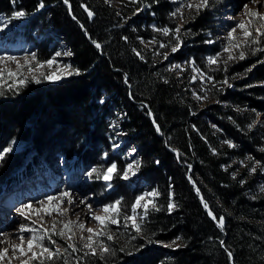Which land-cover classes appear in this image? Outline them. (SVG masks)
Returning a JSON list of instances; mask_svg holds the SVG:
<instances>
[{"label": "trees", "instance_id": "obj_1", "mask_svg": "<svg viewBox=\"0 0 264 264\" xmlns=\"http://www.w3.org/2000/svg\"><path fill=\"white\" fill-rule=\"evenodd\" d=\"M42 2L44 7L37 10L41 0H0V17L13 19V13L22 10L30 32L49 36L47 30H54L55 36L48 40L65 41L75 55L72 66L80 74L64 82H30L11 90L1 88L0 152L18 137L33 146L37 163H68L75 156V162L88 169L117 162L120 171L113 179L111 200L122 201L121 225L109 226L116 237L108 241L115 255H85L87 249L72 252L67 242L54 236L55 244L67 252L63 250L59 258L45 264H65V260L68 264H264V132L258 130L257 134L248 127L256 113L264 111V52L252 58L248 55L238 63H247L240 84L231 76L240 87L224 95L218 92L216 100H229L234 109L214 104L199 110L203 100L195 95L203 91L190 93L182 87L195 84L193 77L199 79L190 63L195 61L194 67L202 66L201 74L206 78V103L213 98L210 93L215 96L216 85L211 88L209 84L221 76L210 73L209 67L223 56L216 64H208L207 57L219 50L218 43H206L215 29L212 9L186 12L190 31L182 36L179 50L172 53L168 43L172 35L153 30V25L170 29L179 25V15H169L177 8L170 0H120L114 6L105 0ZM85 8L94 13L91 18ZM153 40H161L170 50L152 48L156 44ZM54 41V47L44 55L39 47L42 43L37 44V59L52 58L59 47L58 40ZM262 44L264 38L248 48L262 49ZM164 54L168 62L177 58L191 71L176 79L177 68H165ZM244 85L248 88L243 89ZM49 111L52 116L40 120ZM117 113L124 116L123 132L142 154L136 181L145 180L147 190L160 193L154 200L160 210L150 208L140 235L131 227H123V215L131 214L135 198L145 190L121 178L126 161L111 153L108 120ZM53 130L60 131V146L45 137ZM213 130L223 131L230 139L220 136L232 140L234 147L216 138ZM105 152L109 155L106 163L102 160ZM25 161L23 151L3 156L1 187L11 181ZM99 183L100 179L95 180ZM169 203L176 205L171 211ZM220 217L224 218L222 228ZM133 236L136 238L131 239ZM82 245L76 243L77 249Z\"/></svg>", "mask_w": 264, "mask_h": 264}, {"label": "rangeland", "instance_id": "obj_2", "mask_svg": "<svg viewBox=\"0 0 264 264\" xmlns=\"http://www.w3.org/2000/svg\"><path fill=\"white\" fill-rule=\"evenodd\" d=\"M119 1L120 0H111L109 5L110 6L111 5L114 6L116 4L118 5ZM172 1H176V0H172ZM194 2H196V0H183L182 3H180V5L178 7H180L184 11L183 16L186 14V12H188L187 10L196 11L194 8L185 7L186 4L194 3ZM218 2H219V5L222 4V6L220 7V12H219V16H218L219 27L217 25V38L222 41L223 46H222V44H219V47L221 48V50H223V47L227 46V44H228V40H227L228 32L231 31V29L233 27H235L236 24L239 23L241 20L248 19L244 15L243 5L248 4L249 7H252L254 9H257L260 11H264V7H262L261 5H258V4L257 5L251 4L250 0H218ZM24 23L25 22H24L23 17L20 19H17V20H14V19L9 20L6 18H0V57L5 58L4 61H0V72L3 73L2 77H0V89L1 88L9 89L12 87L20 86L19 80L21 78H27L25 84L30 83V82H35V80L32 78L33 76L40 79V83H36V84H44L47 82L58 83V82H64L66 80H69L73 75L64 76L60 80H47V79H44L43 77L40 76L41 72L48 74L50 72L56 71L57 69L63 70L65 65L71 66V63L72 62L74 63V60H75L74 56L75 55L72 53H71V55H65V53H68V50L64 45L60 44L57 52L61 53V55L60 56L55 55L56 57L52 58L55 60V63L52 65V67L50 68L47 65H45L43 68H36L37 62L43 63L45 61H40V60H36V59L32 60L31 59L32 54L35 53L34 49H33L34 40H33V38H26L25 28L23 27ZM181 23H183V28L179 33V37H180V41L182 42L184 40V39H182V36H184V34L186 35V32L190 31V28H188V26L190 25V22L186 17H184V20L181 21ZM236 36L239 39H242V35H241L239 29H237ZM173 41H176V40L173 38V36H171L168 43H171V45H175V43ZM213 42H217V39L215 36H213ZM160 43H162L161 40H160ZM160 43L152 44L151 47L152 48L158 47ZM143 45L147 46L148 44L146 42H143ZM43 48H45V45H43ZM166 49H167V51L170 50L167 47H165L164 50H166ZM263 49H264V45H263ZM240 50L245 51V59L248 57V55L250 58L255 57L257 55V53L259 52V51H256V53L252 52L254 50V47L252 49H250L248 47L247 48L242 47L241 49H234L232 54L238 55V52ZM263 55H264V53H263ZM9 56L15 57L16 61H18L19 64L23 66L19 69V74L15 77H11V78L8 76V70L17 71V63L12 62V61H8L6 58ZM220 56H223V57L220 59L218 64L214 65V67H209L210 73L212 71L218 72V73H220L219 75L221 76V78H219L216 81V83H210L209 84L211 86V88L216 85V87L213 88V91L215 92V96H213V92L210 93L211 97H213L211 100H209L206 103V98H204V97H206V81H205L206 78L204 76V73H203V76L201 75L202 66H196L195 67V68L199 69V72L194 71L195 73H198L197 78H199V79L192 80V82L195 84L191 85L190 87H188V86L182 87V89L184 91L187 90L190 93L196 92V90L198 91L200 89L203 91V93L196 92V95H195V97L197 98L198 94H199L201 97L200 99L203 100V103L199 104V110H202L204 107H206V105H208L207 106V109H208V107H210L214 104L220 106L222 109H228V107H232L231 106L232 104L230 103L229 100H227V101L216 100V98H218V92L220 91L224 95V94H226L227 90H230L232 92L233 89H235V87L239 86V85H236L233 83L235 79L231 80V76H234V78H236V81H239L238 84H240L241 81L244 79L243 77L246 76L244 72L247 71L246 70L247 69V67H246L247 63H244L245 65L238 64L239 62L245 61V59L244 60L235 59L232 61H228V64L225 65L224 61L227 59L228 53L222 51V53L219 55V58H220ZM26 59H27L28 63H26ZM168 59H169V57H168ZM246 61H248V60H246ZM162 62H164L165 68H166V66L170 67L173 65H180V67L177 68V74L175 73L176 79L178 77H179V79L181 77L184 78L185 76L182 74H188V72L191 71L188 67H185L184 65H182L180 60H178L177 58H175V60L170 58L169 62H168V60L166 61L164 59ZM230 64H234V67L233 66H232L233 68L230 67ZM29 65H31L33 71H29ZM203 66L206 68V65H203ZM225 67H227V71L224 70ZM231 68H232L233 72L231 71V73H230L229 70ZM71 69H74V66H71ZM178 69H181V71ZM164 70H167V69H164ZM167 71H170V70H167ZM171 73H173V72H171ZM225 79L228 80V84L222 83ZM184 82L186 83V81H184ZM228 85H231V87H229ZM247 86H250V85H247ZM242 88L246 89L248 87H246V85H244V87H242ZM223 90H225V91L222 92ZM193 96H194V94H193ZM232 108L234 109V107H232ZM190 112H192V111H190ZM262 112H264V111H262ZM262 112L259 111L258 113H256L255 119L253 121L251 120L249 122V124L247 123L250 130H253L255 133H257L258 130H262L264 132V117H261V115H260ZM197 113H199V111H197ZM50 116H52V113L49 111V113L47 112V114H43L42 118L40 120L45 121L46 119H49ZM211 125L215 129L218 127V125H215V124H211ZM116 127H118V129L121 128L120 126H116ZM213 131H214L213 135H215L216 138L223 139L224 141H227V142L232 141V140L231 141L226 140L220 136V135H223V136L225 135V133L223 131H221V130H213ZM59 132H60L59 130L48 131L47 134H45V137L46 138L48 137L50 140L55 141L56 145L60 146L63 143V139L58 134ZM260 135L262 136V133ZM224 137H227L228 139H230L229 136H227V135ZM116 143H118L117 147H119L122 150L121 154H124V156H127L130 160V163L135 165V163H136L134 161L135 160V151H134V148L132 147V145L130 144V142L128 143L125 137H119L118 140L116 141ZM31 146L32 145L30 143H27L26 141H22L19 138H15L14 140H12L10 142V144L7 147V149H11L10 151H13V152L24 151L25 154L28 155L26 164L19 171L33 172L34 169H36V171H35V173H32V174H23L20 177L19 183L15 187H13L12 189H9V190L0 189V206L3 202L8 203V205H6L8 208L5 207V208H7L5 211L0 210V213L2 212L0 214V233H6V232L11 231V230H17V233L15 234V238H12L10 241L19 242L18 241L19 236L23 235L25 238H28L31 235L28 232L21 233L18 231V229L20 228V226L22 224L27 225V226L32 227V228L41 229V230L44 228L50 229L52 221L54 219L57 221L67 220V219L76 220V214H79L80 222H83L86 227L98 228L99 227L98 222L92 220L91 215H90V217L89 216L83 217L82 216L83 214H81V213L84 210L86 212H88L87 205H89V204L92 206V210L94 212L99 213V210L102 209L103 206L107 204V203H104V200H103L104 191H110L112 189V187L108 188L106 186L105 181H104L105 188H104L103 184L102 185L94 184L92 182V179L87 174L82 173V170H78V171L76 170L74 172H71L68 168H57L54 172H52L51 170H48L46 168H44V169L40 168L41 170L35 168L32 165V163L29 162L30 159H33L32 152H31L32 151ZM133 170L135 171V174H136L137 168L135 166H133ZM18 174H19V172H18ZM73 174H75V175H73ZM132 176H133V174L130 172L129 178H131ZM258 181H260V180H258ZM110 183H111V181H110ZM73 186H77L79 188L78 190H80V191H78V192L81 193V196L79 198H86L87 199V198L91 197L90 199H93L94 202H87V205L82 204V206H81L82 208L81 207L78 208V207H75L74 205H68L67 202L65 201V203L62 205V207L69 208V212L67 214V217H59V216H57V214L55 212H53L51 216L44 215V219L42 222L39 221L38 216L33 214L31 211H29V213H28L30 216V219H26L25 217L21 216L16 211L17 208H19L23 205H26V204H32L33 208H37V207H39V204H38L39 201H41V200L46 201V198L49 195L58 197L61 192H64V191L69 192L70 188ZM150 191H152V190H150ZM150 191L148 190V192H150ZM149 199H151V198H149ZM5 208L3 207L1 209L4 210ZM41 214L43 215V213H41ZM33 221H36V223L34 224ZM56 227H57V231H58L62 227V224L57 223ZM74 231H75V236H74L72 242L75 243V245L78 242L81 244H84V241L81 240L80 237L81 236L86 237L88 235V233L87 232H81L78 228H74ZM116 235H120V234H116ZM54 236H58V235H52L53 240H55ZM121 236H123V235H121ZM3 237H4L3 235H0V240H2ZM100 239L104 240L105 243H107L109 245L108 241L105 240L104 237H103V239H102V237H100ZM61 240L65 241L63 239H61ZM45 244L50 246L53 251L56 249V247H60L61 252L64 250V248L62 246L49 244V242L47 240H45ZM6 246H8V245L0 244V248L6 247ZM81 249L85 250L83 248V245H82ZM85 252H87V251L85 250ZM10 254H11V249H10ZM96 256H99V255H96ZM106 256L107 255H105L103 258H106ZM72 258H76V256H74ZM33 262L34 261H32V263ZM11 264H20V261L13 258L11 261Z\"/></svg>", "mask_w": 264, "mask_h": 264}, {"label": "snow or ice", "instance_id": "obj_3", "mask_svg": "<svg viewBox=\"0 0 264 264\" xmlns=\"http://www.w3.org/2000/svg\"><path fill=\"white\" fill-rule=\"evenodd\" d=\"M15 2V0H13ZM64 2L67 4L68 0H64ZM106 3H110L111 0H105ZM133 3L137 2V0H132ZM250 3L253 5H261L264 7V0H250ZM209 6V0H196L194 3L186 4L185 7L187 8H194L197 13ZM44 4L41 0V3L38 4L37 10L40 8H43ZM244 8V15L248 18L246 20H241L239 23L236 24L235 27L231 29V31L228 32V44L227 46L223 47V51L228 53L227 59L224 61L225 65L228 64V61H232L235 59L244 60L245 59V51L240 50L238 52V55H233L232 52L234 49H241L242 47L247 48L250 47L253 44H259L261 41V38H264V11H260L257 9H254L252 7H249L248 4L243 5ZM85 11H87L88 16L91 18L94 13L89 11L87 8H85ZM139 11V9L137 10ZM26 13L24 11H15L13 13L12 18L13 19H20L24 17ZM119 15V13H117ZM171 17H176L179 15L181 21L184 20L183 12L180 7L176 8L175 11L171 12L169 14ZM6 26V25H5ZM183 27V23L176 26L174 29H170L167 26L164 27H156L153 25V30L157 32H161L164 36L172 35L173 38L177 41L175 45L171 46V52L175 53L179 50L181 46V41L179 37V33L181 31V28ZM237 29L240 30V33L242 35V39H239L236 36ZM126 39V38H125ZM153 43H156L155 40L152 41ZM206 43H212V41H206ZM169 45L160 43V48L168 47ZM96 47L99 48L100 45L96 44ZM255 51H264V49H254ZM138 56H140V53H136ZM157 55H160L159 52L156 53ZM61 53L57 52L56 56H60ZM65 55H71L70 52L65 53ZM8 61H12L17 63V71H11L8 70V76L15 77L19 74V69L23 67L19 64L18 61H16L15 57L9 56L6 58ZM32 60H35V53L31 56ZM141 59L143 57L141 56ZM164 59H168V55L164 54ZM219 59V54L215 57H208L207 61L208 64H216ZM4 57H0V61H4ZM26 63H28L26 59ZM55 63L54 59H49L43 63L37 62L36 68H43L45 65L48 67H52V65ZM193 65V71L199 72V69L194 67L195 61L190 62ZM173 69L179 68L180 65H173ZM227 71V67L224 69ZM29 71H33L31 65H29ZM250 71V69H249ZM79 69H71L70 65H65L63 70L57 69L56 71L50 72L48 74H45L43 72L40 73V76L47 80H60L64 76H71V75H79ZM3 73L0 72V77H2ZM203 75V74H201ZM36 83H40V79L33 76L32 77ZM193 80L196 79V77L192 78ZM209 80L212 78L209 76ZM27 78H21L19 80V84L22 86L26 83ZM167 82V81H165ZM223 84H228V80L225 79ZM231 87V85H228ZM11 90V89H9ZM2 94V93H0ZM200 99L201 97H197ZM206 98V97H204ZM157 130H159L157 128ZM230 147H234V145L231 144V142H227ZM11 149H5L4 151H10ZM106 155V154H105ZM3 158V155L0 154V159ZM259 163V162H257ZM135 167L139 168V162L135 163ZM120 171L117 169V165L115 163H112L110 167L106 168L103 171L98 170L97 168L93 167L87 175L91 178L93 174H95L96 179H102L105 181L106 186L108 188H111L112 185L110 181L114 178V176L117 174V172ZM251 171H255V168L251 169ZM135 174V171L133 170V164L129 163L124 170H122V179H128L129 173ZM197 191H199L197 189ZM160 193L158 191H150L146 192L141 196H137L135 198L134 203L131 205V214L125 213L123 215V227L125 229H128L131 227L135 231L137 235H140L142 233V225L146 217L148 216L150 208L156 211H159L160 209L155 204L154 200L156 197H158ZM151 198V199H149ZM67 202L68 205H73L76 202L73 200L72 195L68 191L61 192L60 195L52 196L49 195L46 198V201L41 200L38 202L39 207L33 208L32 204H26L16 209V211L26 219H30L29 211H31L33 214L37 215L39 218V221H43L44 215L51 216L53 212L57 214L59 217H67V214L69 212V208L62 207V205ZM55 202V203H54ZM80 203H84L83 200L80 201ZM121 200H116L113 203H109L103 206L102 209L99 210V213L94 212L92 210V206L89 204L88 212L91 215V219L98 222L99 227L93 228V227H86L83 222H80V216L79 214H76V220H53L51 224V228L47 229H37L32 228L27 225L22 224L20 228L18 229L19 232H28L31 235L28 238H25L23 235L18 237L19 242H13L9 241L7 239V233H0V235H3L5 237L4 240H0V244H6L8 246L0 248V264H11V261L13 258L20 261V264H32V261H39V264H45V261H53L61 255V248L56 247V249L53 251L52 248L45 244V240L49 242V244H55L56 241L52 239V235H58L61 239L68 242L67 248H70L72 252H76L77 249L75 243H73V238L75 236L74 228H78L81 232H87L88 235L81 236L80 239L84 241L83 248L88 249V252H85V255H99L101 258H103L105 255H115V251L107 244L104 240H101L100 237H105L107 241H114L116 239L115 235L112 233L110 229V225H117L118 227L121 225ZM174 207H176L175 204L169 203L168 204V210L171 211ZM205 209L208 208L207 203L204 204ZM138 209H143L142 213L138 212ZM43 213V215L41 214ZM210 216H212L211 211L208 213ZM212 218L215 220L216 217L212 216ZM35 224L36 221H33ZM57 223L62 224V227L57 231ZM224 223V218L220 217L219 219V226L222 228ZM136 237L133 236L131 239H135ZM180 237H177L176 240H179ZM152 242V241H150ZM162 243V242H161ZM175 243V241H173ZM166 247H169L170 245H165ZM142 247V246H141ZM11 249V254H10ZM123 251V249H121ZM64 252H67V249H64ZM231 255V253H229ZM65 264H68L67 260H65Z\"/></svg>", "mask_w": 264, "mask_h": 264}, {"label": "bare ground", "instance_id": "obj_4", "mask_svg": "<svg viewBox=\"0 0 264 264\" xmlns=\"http://www.w3.org/2000/svg\"><path fill=\"white\" fill-rule=\"evenodd\" d=\"M78 189L79 188L77 186H73L69 190V192L72 195L73 200L76 202L75 204H73L75 207L80 208L82 206V204L87 205V202H94L93 199H90L91 197H89L87 199L86 198H79L81 196V193L78 192V191H80ZM81 200H83L84 203H80ZM81 214H83L82 215L83 217H88V216L90 217V213L86 212L85 210ZM6 233L8 234L7 239L10 241L12 238H15V234L17 233V230H11V231H8ZM4 239H5V237L2 238V240H4Z\"/></svg>", "mask_w": 264, "mask_h": 264}]
</instances>
